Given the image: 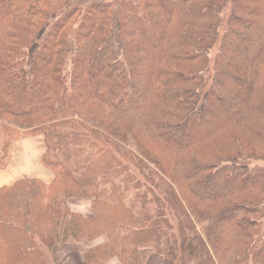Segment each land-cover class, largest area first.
<instances>
[{"label": "trees", "instance_id": "obj_1", "mask_svg": "<svg viewBox=\"0 0 264 264\" xmlns=\"http://www.w3.org/2000/svg\"><path fill=\"white\" fill-rule=\"evenodd\" d=\"M35 135L0 264H264V0H0V170Z\"/></svg>", "mask_w": 264, "mask_h": 264}, {"label": "crops", "instance_id": "obj_2", "mask_svg": "<svg viewBox=\"0 0 264 264\" xmlns=\"http://www.w3.org/2000/svg\"><path fill=\"white\" fill-rule=\"evenodd\" d=\"M43 154L44 145L39 138L29 137V139L24 138L16 142L10 153L8 165L0 170V189L10 187L22 179H37L46 185L50 184L53 177L41 164ZM73 203L75 204L69 208L72 212L84 217L90 215L89 201H74ZM100 243H103L102 238L94 242L65 244L56 252L52 264H83V253ZM105 264L121 263L117 259H112ZM145 264L171 263L160 257L150 256Z\"/></svg>", "mask_w": 264, "mask_h": 264}, {"label": "rangeland", "instance_id": "obj_3", "mask_svg": "<svg viewBox=\"0 0 264 264\" xmlns=\"http://www.w3.org/2000/svg\"><path fill=\"white\" fill-rule=\"evenodd\" d=\"M26 137V139L28 138L29 139V137H34V138H39L40 139V141L42 142V144H43V141H42V138H41V136H37V135H35V136H25ZM24 139V138H23ZM22 140V139H21ZM44 145V144H43ZM44 151H45V147H44ZM4 158V160L6 161V158H7V154L3 157ZM4 161V162H5ZM264 165V162H262L261 163V165ZM50 173H51V171L49 170V169H47ZM51 175H52V177H53V174L51 173ZM53 179V178H52ZM53 181V180H52ZM71 201H79V200H74V199H71V200H68L67 202H66V206H68V208H70V206H73L75 203H73V202H71ZM71 202V203H70ZM76 203H78V202H76ZM89 205H90V203H89ZM72 212V211H71ZM91 212V211H90ZM81 213H85V211L83 212V211H81ZM90 214V213H89ZM88 217V216H87ZM69 244H72V243H69Z\"/></svg>", "mask_w": 264, "mask_h": 264}]
</instances>
